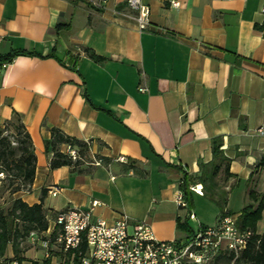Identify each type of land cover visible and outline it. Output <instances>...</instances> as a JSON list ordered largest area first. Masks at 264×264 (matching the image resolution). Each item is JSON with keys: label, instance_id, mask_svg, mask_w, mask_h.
Wrapping results in <instances>:
<instances>
[{"label": "crops", "instance_id": "1", "mask_svg": "<svg viewBox=\"0 0 264 264\" xmlns=\"http://www.w3.org/2000/svg\"><path fill=\"white\" fill-rule=\"evenodd\" d=\"M126 2L0 0V57L32 53L0 73V127L16 113L36 158L30 189L12 199L42 201L50 217L45 233L29 237L22 264L60 263L56 252L44 259L40 242L68 208L107 223L124 216L129 229L147 223L159 240L214 225L219 210L204 195L190 193L194 226L175 198L184 175L200 184L216 137L230 159L231 176L216 178L226 210L237 217L253 203L250 191L264 195V0H141L150 10L141 32ZM52 129L111 162L51 170L44 142Z\"/></svg>", "mask_w": 264, "mask_h": 264}, {"label": "trees", "instance_id": "2", "mask_svg": "<svg viewBox=\"0 0 264 264\" xmlns=\"http://www.w3.org/2000/svg\"><path fill=\"white\" fill-rule=\"evenodd\" d=\"M86 53L95 61L101 60L90 49H86ZM18 55H32V53L12 52L7 56L0 57V62L11 63ZM4 124V127H0V183L2 180L11 178L12 181L16 180L19 183L17 187L12 184L11 194L22 190L28 191L32 185L36 167V158L30 136L16 113H13L11 119ZM10 126H14L15 145L12 144L7 135H4ZM221 144L222 139L220 137L212 140V158L208 163H200L197 177V181L202 186L203 195L218 208V216L231 215L226 210L228 192L216 181L220 173L226 178L231 176L229 173L230 159L224 155ZM62 145L75 150L77 158L73 160L69 154L62 153L60 151ZM44 147L45 152L50 155L49 168L51 170L66 166L72 171L82 173L91 169L92 165L90 164H92L93 159L100 160L106 165L111 162L105 157L90 156L87 142L67 136L58 129L51 130L50 139L44 142ZM85 157L89 158L88 162L85 161ZM85 162L89 167H84ZM2 175H4L3 179H1ZM189 182L187 175H184L178 185L179 190L183 193L187 211L193 208L192 198L188 191ZM41 193L43 196L45 190H42ZM248 197L253 203L244 206L237 216L238 227L252 232L246 249L235 260L229 256L211 264H220L222 260L226 264H230L232 260L233 263L237 264L240 262L264 264V232L261 234L256 232L257 222L261 219V213L264 210V195L250 191ZM49 219V213L43 208L42 201L28 205L21 199L15 198L12 199L9 207L0 206V264H13V262L22 264L24 254L29 249V237L45 233L49 226ZM188 231L190 232V230ZM55 234L56 230L53 231L51 237H54ZM86 249L85 242H82L73 257H71V253L59 254L60 264H78L79 254L83 255Z\"/></svg>", "mask_w": 264, "mask_h": 264}, {"label": "built area", "instance_id": "3", "mask_svg": "<svg viewBox=\"0 0 264 264\" xmlns=\"http://www.w3.org/2000/svg\"><path fill=\"white\" fill-rule=\"evenodd\" d=\"M127 6L136 12L138 30L144 31L150 24V10L141 0H127ZM264 15V4L261 7ZM264 25V23H262ZM9 62H0V73L9 66ZM140 92H145L139 86ZM73 160L77 158L75 150L68 149ZM118 161L124 159L120 157ZM100 160L93 159L92 165L98 166ZM58 188L51 192L55 195ZM189 193L203 196L200 184L189 185ZM176 203L186 208L183 193H176ZM98 203L94 201L92 207ZM187 220H195L192 210L187 211ZM56 234L41 240L44 259H50L52 253H71L73 257L85 242L86 251L79 254L78 264H211L223 257L235 260L246 249L252 232L237 225V217L229 214L219 215L214 225L198 224L186 239H157L147 223H136L129 229L126 217H120L113 223L102 219H92L91 209L68 208L57 212L54 217ZM33 236V235H32ZM233 260L230 264H233ZM13 264H17L13 262ZM60 264V263H59Z\"/></svg>", "mask_w": 264, "mask_h": 264}, {"label": "rangeland", "instance_id": "4", "mask_svg": "<svg viewBox=\"0 0 264 264\" xmlns=\"http://www.w3.org/2000/svg\"><path fill=\"white\" fill-rule=\"evenodd\" d=\"M5 124H3L1 127H4ZM13 127L10 126L8 128V130L4 132V135H7L9 137V140L12 142V144L15 145V142H14L15 131H14ZM84 159L86 162L89 161L88 157H85ZM91 161H92V159H91ZM86 162L84 164V167H89V166H87ZM3 178H4V175L1 176V179H3ZM12 184L14 185V187H17V185H19L18 181H16V180L12 181L11 178L10 179L7 178L5 180H2V182L0 183V206H3L4 208L9 207V205L11 204L13 194L10 193V189L13 187ZM22 191H24V190H22ZM18 192H20V191H18ZM188 222L190 225L194 226V224L191 220H189ZM30 247H31V245L29 244V248ZM220 264H226V263H225V261L222 260V261H220ZM233 264H237V263L234 262ZM239 264H247V263L240 262Z\"/></svg>", "mask_w": 264, "mask_h": 264}]
</instances>
